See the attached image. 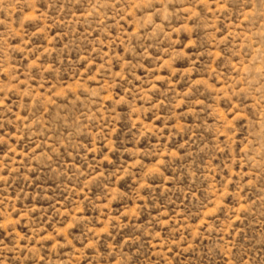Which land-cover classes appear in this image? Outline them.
<instances>
[{"label": "rangeland", "instance_id": "obj_1", "mask_svg": "<svg viewBox=\"0 0 264 264\" xmlns=\"http://www.w3.org/2000/svg\"><path fill=\"white\" fill-rule=\"evenodd\" d=\"M0 264H264V0H0Z\"/></svg>", "mask_w": 264, "mask_h": 264}]
</instances>
